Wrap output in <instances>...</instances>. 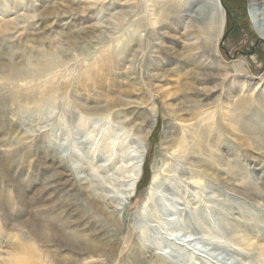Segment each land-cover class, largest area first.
<instances>
[{"label": "rangeland", "instance_id": "1", "mask_svg": "<svg viewBox=\"0 0 264 264\" xmlns=\"http://www.w3.org/2000/svg\"><path fill=\"white\" fill-rule=\"evenodd\" d=\"M176 1L0 0V264H264V3Z\"/></svg>", "mask_w": 264, "mask_h": 264}, {"label": "bare ground", "instance_id": "2", "mask_svg": "<svg viewBox=\"0 0 264 264\" xmlns=\"http://www.w3.org/2000/svg\"><path fill=\"white\" fill-rule=\"evenodd\" d=\"M170 1L172 3V0H170ZM197 1L198 0H194V3L189 2V4L187 5V9L190 11L191 17L194 18L196 22H202L205 26L201 31V35L204 36V41H203L202 46H201V48L203 50L202 55L204 57H206L208 60H210L217 53V47H218L217 44L219 43L220 38L223 36L224 31H225V27H226V16H225V14L228 15L229 13H227V11H226V8H225L226 6H225L224 1L222 2L221 0H206L204 3V8L202 7V9H201V7L196 8ZM250 2L252 3V6L254 7V6H258L259 4L262 5V3H264V0H250ZM173 3H174V7L175 6L178 7V5H180L177 3L176 0H173ZM182 8L184 9V7H181L180 9H182ZM253 20H254V24H255V27H256V30H257L259 37L264 41V8L262 9V11H260V12L258 11L254 14ZM225 36L226 35H224L223 38ZM213 53H215V55H213ZM214 60L217 61V59H214ZM239 70H244V67L241 66L239 68ZM98 71L99 70H95V71L91 70L90 71V74L93 76L94 79H96L98 77V75H97ZM253 93L255 94L256 90L253 91ZM33 102H34V100H33ZM28 104H31V103H28ZM34 105H35V103H34ZM242 105L243 104L238 105V110L241 109ZM84 110H85V112H88V113L92 110L96 111V112H98V111H102V112L105 111L106 112V111H109L110 108L109 107L106 108L103 106H93L90 108V106H89V107L85 108ZM151 117H152V121H150V124L148 127H147V125H144L143 123H142L143 125H135L134 126V128L136 129L137 135H139V139L142 141L146 140L150 136V134L153 131L154 126H156V124L158 122L155 115H151ZM134 123L135 122L133 121V124ZM243 126L245 128H247L246 130L248 132H250L251 134H253V136L254 135L257 136V133L255 131H252L253 129L249 125L245 126L243 123ZM210 134H211V129L208 126H205V129L202 130L201 133L197 132L195 134L196 141L201 144L203 141H207L209 139ZM220 139H221V136H219V140ZM259 144L262 147H264L263 142L260 141ZM141 158H142V156H137V158L135 160H138V159L140 160ZM143 162H144V160L139 161V162L133 161L132 164H130V165L128 164L125 167V168H128L127 170L122 168L127 173V175H128L127 178L131 180V184H132L131 185V192L138 185V182L141 179L142 168H143L142 163ZM207 165L210 167L214 166V169H208V170H210V171L212 170V171H215L216 173H218L215 170V166H217L220 170L223 163L220 161L219 157L217 155H215L213 157V160H211L210 164H207ZM229 173H233V174H231V176H233V177L235 176L234 174H236L234 170L229 171ZM165 185H167V184H165ZM153 186H157L155 178L153 180V184L151 186V189L153 188ZM152 194H153V192H152ZM100 200H101V198H100Z\"/></svg>", "mask_w": 264, "mask_h": 264}, {"label": "water", "instance_id": "3", "mask_svg": "<svg viewBox=\"0 0 264 264\" xmlns=\"http://www.w3.org/2000/svg\"><path fill=\"white\" fill-rule=\"evenodd\" d=\"M221 1L223 2L224 0H221ZM225 8H226L227 13H229L228 8H227V7H225ZM226 38H227V36H225V37L222 39V43H224V42L226 41Z\"/></svg>", "mask_w": 264, "mask_h": 264}, {"label": "trees", "instance_id": "4", "mask_svg": "<svg viewBox=\"0 0 264 264\" xmlns=\"http://www.w3.org/2000/svg\"><path fill=\"white\" fill-rule=\"evenodd\" d=\"M149 173V171H147Z\"/></svg>", "mask_w": 264, "mask_h": 264}]
</instances>
